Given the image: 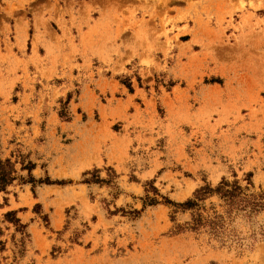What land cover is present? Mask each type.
I'll return each mask as SVG.
<instances>
[{"label":"rangeland","instance_id":"1","mask_svg":"<svg viewBox=\"0 0 264 264\" xmlns=\"http://www.w3.org/2000/svg\"><path fill=\"white\" fill-rule=\"evenodd\" d=\"M0 158V264H264V211L166 202L264 190V0H0Z\"/></svg>","mask_w":264,"mask_h":264},{"label":"trees","instance_id":"2","mask_svg":"<svg viewBox=\"0 0 264 264\" xmlns=\"http://www.w3.org/2000/svg\"><path fill=\"white\" fill-rule=\"evenodd\" d=\"M35 167V164L28 162L24 169H28L30 172ZM17 170L15 163L9 158H0V191H6L17 178ZM30 175L29 183H34L36 180L32 173ZM251 176V174H250ZM97 182L105 181L98 178ZM50 184L49 181H42ZM254 184L251 178L248 179V184L243 185L239 179L230 180L223 177L222 180L216 184L206 183L197 188L193 195L187 198L185 201L176 202L167 199L166 202L176 208L177 211L190 212L191 219L184 225H178L179 232L183 230H190L194 232L208 231L215 237H220L226 230V221L232 216L242 214L243 216L251 219L264 211V190L254 191ZM153 190L158 194L157 189L153 187ZM148 191V190H147ZM216 198L219 205L223 207V211L216 209V203L208 201ZM158 200L154 196L147 195L145 204L154 205ZM5 218L7 221L14 223L18 227V231H22L26 228L25 224H22L20 218L17 217V211L11 210L6 212ZM27 233L23 232V235ZM0 243H2L0 241Z\"/></svg>","mask_w":264,"mask_h":264}]
</instances>
